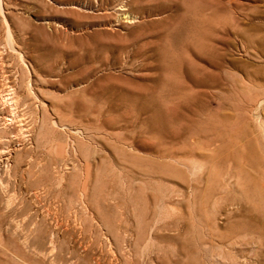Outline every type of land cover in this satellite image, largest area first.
I'll return each mask as SVG.
<instances>
[{"label":"rangeland","instance_id":"1","mask_svg":"<svg viewBox=\"0 0 264 264\" xmlns=\"http://www.w3.org/2000/svg\"><path fill=\"white\" fill-rule=\"evenodd\" d=\"M0 6V264H264V0Z\"/></svg>","mask_w":264,"mask_h":264},{"label":"bare ground","instance_id":"2","mask_svg":"<svg viewBox=\"0 0 264 264\" xmlns=\"http://www.w3.org/2000/svg\"><path fill=\"white\" fill-rule=\"evenodd\" d=\"M0 3H1V0H0ZM0 10H1V6H0ZM17 98V97H16ZM4 116V115H3ZM5 117V116H4ZM7 118V117H6ZM6 118H4V119H6ZM13 124V123H12ZM264 132V131H263ZM19 133V132H18ZM256 140H257V137L255 138V137H247L246 139H245V141L242 143V145H240V147H238L237 148V152H238V154H242L243 152H247L248 154H251L252 156L254 155V156H256L257 155V158L259 159V161L263 164V166H264V145H261V146H259L258 147V145H257V149L255 148V145L257 144L256 143ZM258 140H259V138H258ZM257 140V141H258ZM13 143V142H12ZM256 143V144H255ZM256 151H258V152H256ZM259 155V156H258ZM255 158V157H254ZM256 158V159H257ZM250 159V158H249ZM257 159V160H258ZM260 163V164H261ZM249 215V214H248ZM234 220H236V219H234ZM238 221H235L234 223H232V224H230L227 228L228 229H230V233H231V230H232V232H235L234 234L232 233V234H230L229 236H227V238H229L230 236L232 237V235H240V234H237V233H239V232H253V231H257V229H256V226H254V225H252L251 223H250V221L248 222V221H246L245 219H237ZM227 226V225H226ZM227 229V230H228ZM227 230H226V232H227ZM260 230V229H259ZM229 231V230H228ZM225 232V231H224ZM224 232H223V234H224ZM260 232V238L262 239V240H264V231H259ZM227 234V233H226ZM225 236V235H224ZM223 238H226V236L225 237H223Z\"/></svg>","mask_w":264,"mask_h":264}]
</instances>
